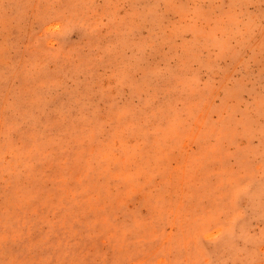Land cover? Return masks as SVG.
I'll return each mask as SVG.
<instances>
[{
  "label": "rangeland",
  "instance_id": "374dc122",
  "mask_svg": "<svg viewBox=\"0 0 264 264\" xmlns=\"http://www.w3.org/2000/svg\"><path fill=\"white\" fill-rule=\"evenodd\" d=\"M0 264H264V0H0Z\"/></svg>",
  "mask_w": 264,
  "mask_h": 264
}]
</instances>
